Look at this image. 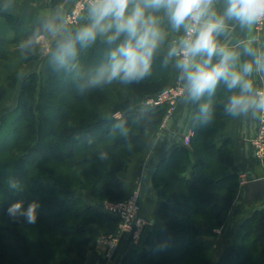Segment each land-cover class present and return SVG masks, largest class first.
I'll use <instances>...</instances> for the list:
<instances>
[{
	"label": "trees",
	"instance_id": "1",
	"mask_svg": "<svg viewBox=\"0 0 264 264\" xmlns=\"http://www.w3.org/2000/svg\"><path fill=\"white\" fill-rule=\"evenodd\" d=\"M0 20L12 32L7 38L0 29V60H9L7 45L34 44L36 37L50 35L45 32V21L9 12H0ZM81 28L84 26L58 39L38 73L21 78L12 116L1 117L9 123L11 136L0 137V158L13 155L0 164V264H10L9 257L15 264H83L84 251L92 241L91 225L113 227L117 220L87 203L81 193L89 190L98 202L122 200L126 192L119 174L144 149L148 132L168 113L166 104L137 108L134 102L146 101L168 84L170 66L159 46L151 74L124 84L128 96L119 98L109 110L66 123L71 110L66 104L53 118L54 100L61 92L97 107L104 104L102 89L108 84L94 85L92 81L114 47L107 44L106 37L98 36L87 47L77 42L75 57L63 64L54 57L59 46ZM217 60L214 57L213 63ZM8 81L0 84V101L17 82L13 75ZM230 95L220 83L211 96L205 94L194 101L188 144L161 158L152 175L153 185L162 192L157 214L164 227L149 232L137 248L127 245L130 248L121 264H264V207L260 205L240 218L228 245L213 259V230L227 221L240 184L233 141L224 132L234 117L224 111ZM203 103H210L212 109L207 121L199 111ZM59 167L70 171L61 175ZM76 168L83 180L72 172ZM16 202H22L23 209L34 202L39 205L35 223L44 229L36 232L32 242L19 230L27 222L26 216L15 220L8 213ZM45 231L53 238L45 236Z\"/></svg>",
	"mask_w": 264,
	"mask_h": 264
},
{
	"label": "clouds",
	"instance_id": "2",
	"mask_svg": "<svg viewBox=\"0 0 264 264\" xmlns=\"http://www.w3.org/2000/svg\"><path fill=\"white\" fill-rule=\"evenodd\" d=\"M216 0H87L90 23L77 31L59 46L54 57L63 64L76 55V44L87 47L98 36L106 35L108 45H114L93 79L94 85L119 81L137 82L151 74L154 56L166 37L161 28V18L155 13L163 11L171 28L183 35L171 42L168 59L175 57L183 91L192 101H200L205 94L211 96L220 83L231 93L224 104L225 113L231 116L264 114V88L254 86L253 73L264 79V51L253 48L257 39L251 36L254 25L264 23V0H226L222 15L215 10ZM239 22L246 28L249 39L241 41L243 53L252 57L239 64L241 53L220 44L217 37L227 30L225 20ZM63 27V26H61ZM45 32L55 35L57 28L51 21L44 25ZM123 37V39H121ZM39 39V37H36ZM119 41V42H118ZM33 41H29L32 43ZM218 57L216 63L213 58ZM201 118H211L210 103L200 105ZM13 188L17 187L11 182ZM37 203L22 208V202L12 204L11 216L24 215L28 223L37 219Z\"/></svg>",
	"mask_w": 264,
	"mask_h": 264
},
{
	"label": "rangeland",
	"instance_id": "3",
	"mask_svg": "<svg viewBox=\"0 0 264 264\" xmlns=\"http://www.w3.org/2000/svg\"><path fill=\"white\" fill-rule=\"evenodd\" d=\"M39 1V0H37ZM59 3H61L59 5ZM58 3V7L56 9H53V7H55L56 2L53 3V0H50V2L46 5L47 7H44V3H41L43 6V10H49V8L53 9V12H56V16H57V22H58V27L61 30L58 31L55 35L50 34L47 36H39V39L35 40L34 44H27V43H16L13 45H7L5 48L7 49V54H8V58L9 60H0V84L6 85L9 81L8 78H10V76H14V78H16V83L14 86L11 85L10 89L8 90L6 97L0 101V137L4 136L6 133H8V136L10 137V125L7 121H2L1 117L8 114L9 116H12V112L15 109L16 105H17V101H18V95L20 92V85H21V78L23 76H27L28 74H30L31 72H36L38 73L41 68L44 65L45 62V56L51 51V49L53 48L54 44L58 41L59 38H61L62 36H64L67 32H69L71 29H74L78 26L81 25V20L82 18H84L87 14H88V4H87V0H61ZM20 4L17 5L16 0H0V12H9L14 9L16 6H19ZM20 7V6H19ZM76 11V12H75ZM75 12V13H74ZM72 13L76 14L77 16V20H78V24H76V22H70L68 21V16H70ZM40 15V14H39ZM63 26V27H61ZM2 28V32H5V36L7 38H10L12 35V32L9 30H5L6 26L4 25V22L2 20H0V29ZM5 30V31H4ZM260 35H264V31H259L256 32ZM184 85L181 83V80L173 83H169L166 86V88L163 90L165 91V93L171 97L174 100V105L172 107L171 112L167 113L162 122L159 124L158 127L155 128L156 132L159 134H164L167 133L168 131V126L171 122L172 116L177 112L178 108L180 105H182L187 97V93L183 91V94H179L178 89H182L183 90ZM261 88H264V84L262 85ZM104 92V100L100 107H97L95 105V103H92L90 101H86V100H74L73 97H70L67 93H59L58 96L56 97V99L54 100V103L57 105L55 110H52L51 116H53V118H57V115L59 114L60 109L63 111L65 109V106L62 107L63 105H68L70 106V114L68 116V121H66V123H71L74 122L76 120H78L79 118L82 117H88L89 115L93 114L96 111H100V112H104L105 110H109L110 106L116 102L119 98L124 97L126 94L128 96V93H126V88L124 87V83H120L118 81L112 82L110 84H108L107 86H105L103 89ZM156 97V95L150 97L149 99H154ZM148 100V99H147ZM134 102H136V107L137 108H144L146 107V101H139L138 99H136ZM62 107V108H61ZM60 108V109H59ZM171 108V107H169ZM117 117H119V114H116ZM234 118V117H233ZM232 118V119H233ZM258 122H260V114H258ZM231 121V120H230ZM229 123V122H228ZM227 123V124H228ZM227 124L224 128V132L227 134ZM258 128H259V123H258ZM257 128V130H258ZM6 129H8V132L6 131ZM128 130V128H126L125 130L117 133V136L122 135L124 132H126ZM154 130V129H153ZM256 130V131H257ZM151 132V131H149ZM148 132V133H149ZM191 135V132H190ZM255 135V134H254ZM189 136L184 137L183 142L186 140V138ZM254 139V136L252 138H250V149H251V156H252V161L253 164H259L256 167V172L252 171V172H248V174L246 176L242 175L240 177V184H239V188L237 190V194H236V205H234V208L231 209L232 211H230L229 217L227 219V221L225 222V224L223 226H221L220 228L214 229L213 233H214V237L211 238V241L213 242V259L215 261L216 257L226 248V246L228 245L230 239L232 238L233 234H234V230L236 229L237 225L240 222V218H245L246 216H249L252 211L256 208V205L254 204L252 207H250L249 209L244 208V206L242 205V185L244 182L248 181V179L252 178V177H261L264 176V160L263 162H261L256 155L254 154L253 151V147H252V140ZM152 140V138H151ZM150 140V141H151ZM147 146V144H146ZM145 146V147H146ZM149 146H151V143H149ZM144 147V149H145ZM152 148V147H151ZM143 149V150H144ZM142 150V151H143ZM139 153V152H138ZM12 153L11 155H6L3 158H0V164H2L3 162H5L6 160H8L10 157H12ZM135 155V154H134ZM254 164V165H255ZM69 169L66 168H62L59 167L58 172H60V174L65 175L66 172H69ZM64 172V173H63ZM72 172L74 173V175L80 179L83 180L82 175L79 173L80 170L79 169H74L72 170ZM138 190L140 192V188H138L137 186L134 188H130L128 189V191H126V195L128 194H132L134 191ZM82 198L87 202L90 203L92 205L93 201L96 203H99L97 208H99L100 210H102L104 212V205L102 204L105 201L102 202H98V199L96 197H93L91 192L89 190H86L84 192L81 193ZM124 199V198H123ZM92 200V201H90ZM261 207H264V205H260ZM102 208V209H101ZM24 215H16V216H12L13 219L15 220H19L21 217H23ZM27 220V218H26ZM106 225V228L104 231L102 232H97L98 230L101 231L100 229H102L104 226ZM113 225V224H112ZM111 224L108 223H103L101 225H96L93 224L90 227V236L92 238V240L95 242V248L97 250V255L100 257V264H121V257L120 259L117 260V256L119 255L120 252V245L122 244V242L124 241V238H122V240H120V243L118 244V246L116 247L115 251L110 255V257L107 259H104V251H105V246H103L102 240H104V238H108L110 239V237L114 238L115 236H117V226L115 224V226L112 227ZM44 227L42 225L39 224H32V223H28V221L25 223V225L21 228L20 227V231L23 232V234H26L28 237L29 242L33 241L34 236L36 235V232H40L43 231ZM45 236L47 235V237L49 238H53L51 237V234H49L47 231H45ZM43 233V232H42ZM125 237V236H124ZM56 239V242H60V239ZM125 243H127L128 245V241H126ZM89 247V245H88ZM88 247L86 248L85 252L87 251ZM119 249V251L117 252V250ZM117 252V254H116ZM83 254V255H84ZM87 258L89 256V252L86 253ZM85 256V255H84ZM87 261V260H86ZM85 261V257L83 259V264L86 262ZM8 262L10 264H15L12 263V259L11 257H9ZM86 264H89L86 262ZM91 264V263H90ZM98 263V259L97 262Z\"/></svg>",
	"mask_w": 264,
	"mask_h": 264
},
{
	"label": "crops",
	"instance_id": "4",
	"mask_svg": "<svg viewBox=\"0 0 264 264\" xmlns=\"http://www.w3.org/2000/svg\"><path fill=\"white\" fill-rule=\"evenodd\" d=\"M61 0H53V3L56 2V9L61 3ZM17 5L14 9L10 11V13L22 15L27 18H30L35 21H51L56 27H58L56 12H53V9L49 8V10H43L42 4L44 3L45 7L50 2V0H16ZM59 3V5H58ZM215 10L218 15H222L225 7L226 0H216L215 2ZM40 14V15H39ZM161 18V28L166 33V37L164 41L160 44V53L167 58V52L171 46V42L174 40H178L179 36L183 35V28L179 32L173 31L171 28L167 18L165 17L163 11L159 13H155ZM90 23V19L88 14L82 18L81 25L86 27ZM227 25V30L220 34L217 37V40L220 44L227 45L229 48L235 49L241 53L239 64H242L245 60H251L252 57L246 56L243 53V46L237 47V45L241 41H246L249 39V33L246 28H241L238 21L235 20H225ZM251 36L256 37L257 39L253 43V48L264 51V35H260L256 33L254 26L251 32ZM106 37V35L104 36ZM176 58L168 59V64L170 66L169 73V83H175L179 81V70L175 67ZM252 79L254 81V86L257 88H261L264 84V79H262L261 74L253 73ZM183 84V82L181 81ZM184 85V84H183ZM194 112V101L189 100L187 97L182 105L179 106L177 112L172 116L171 122L168 126L167 133L158 134L155 128L151 129L147 135V146L145 149L139 153H136L131 157V161L126 171L121 172L119 174V178L124 183L125 192L130 188L138 187L140 188L141 193V215L149 221V227L145 231V236L154 230L162 229L164 227L163 222L159 219L157 210L158 206L163 200L162 192L160 187H156L153 185L152 175L155 169L157 162L166 156L173 148L183 145V139L186 136H190V123L192 120ZM258 114L253 116L251 111L247 114H241L235 116L229 123L227 124V135L233 141V153L235 158V164L239 173V177L242 175L246 176L248 172H254L256 170L255 166L259 164H253L251 149H250V138L254 136L256 130L258 128ZM152 138V140H151ZM151 140V141H150ZM151 143V146H149ZM152 147V148H151ZM256 172V171H255ZM259 178V177H258ZM257 179V177H252L249 180ZM242 205L245 210L249 209L252 206H247L244 202V191L242 190ZM92 201V200H90ZM95 207L98 206L99 203L93 201ZM236 205V203L234 204ZM264 205V204H263ZM234 208V206H233ZM232 208V209H233ZM232 211V210H231ZM106 228V225L100 229L102 232ZM95 242L92 240L89 244L87 251L85 252V261L89 264H96L97 259L100 257L97 255V250L95 248ZM120 252L117 256V260L123 254L128 252L127 244L123 241L119 246ZM132 248V247H131ZM117 250V252L119 251ZM89 252V256L87 258L86 253ZM116 252V254H117ZM86 262L84 264H86ZM102 264V263H101Z\"/></svg>",
	"mask_w": 264,
	"mask_h": 264
},
{
	"label": "built area",
	"instance_id": "5",
	"mask_svg": "<svg viewBox=\"0 0 264 264\" xmlns=\"http://www.w3.org/2000/svg\"><path fill=\"white\" fill-rule=\"evenodd\" d=\"M76 12V11H75ZM74 12V13H75ZM72 13L68 16V21L76 22L78 24L76 14ZM256 32L264 31V23L254 25ZM179 94H183L182 89H178ZM166 104L168 105V113L171 112L174 105V100L169 97L165 91H161L156 94L154 99L146 100L147 106ZM171 107V108H169ZM171 109V110H170ZM189 137L184 141V145L188 144ZM254 154L256 157L263 162L264 160V114H260L259 128L254 135V139L251 142ZM104 212L111 215L117 220L116 228L118 230L117 236L114 238L109 237L102 240V245L105 246L104 259L110 257L115 251L116 247L120 243V240L124 238V242L128 241L130 247L137 248L142 239L145 236V231L149 227V221H147L141 215V195L138 190L132 194H128L124 199L111 203L103 202ZM102 209V208H101ZM125 236V237H124Z\"/></svg>",
	"mask_w": 264,
	"mask_h": 264
},
{
	"label": "water",
	"instance_id": "6",
	"mask_svg": "<svg viewBox=\"0 0 264 264\" xmlns=\"http://www.w3.org/2000/svg\"><path fill=\"white\" fill-rule=\"evenodd\" d=\"M242 188L246 205L264 204V176L244 182Z\"/></svg>",
	"mask_w": 264,
	"mask_h": 264
}]
</instances>
